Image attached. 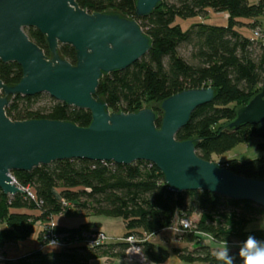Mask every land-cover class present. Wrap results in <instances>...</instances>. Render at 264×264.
<instances>
[{
  "label": "trees",
  "instance_id": "trees-1",
  "mask_svg": "<svg viewBox=\"0 0 264 264\" xmlns=\"http://www.w3.org/2000/svg\"><path fill=\"white\" fill-rule=\"evenodd\" d=\"M87 12L117 10L138 21L152 41L151 49L124 70L103 75L96 88L111 112H136L148 104L160 103L165 98L185 89L214 87L211 102L197 107L190 120L177 131L178 141L195 135L199 144L196 155L213 162L214 157L230 152L239 144L253 138L262 155L252 161L224 160L219 166L231 173L253 180H264V121L228 129L236 109L245 105L259 92L264 82V41L242 34L237 28L248 27L251 32L262 27L264 0H161L148 16L135 13L136 0H76ZM212 9L227 13L226 25L194 23L183 30L176 18L203 16ZM24 31L50 57L45 36L36 28ZM186 47L188 56L179 53ZM59 52L70 62H76L75 50L63 44ZM22 77L21 67L15 62L0 60V78L17 82ZM43 93L33 96L15 95L5 107L11 119H71L83 127L89 125L91 112L55 101L47 107L37 106ZM156 125L161 123V110L156 107ZM23 194L6 196L0 190V248L6 242L25 244L34 233V226L42 222L37 238L43 242L44 229L53 224L58 235L73 236L83 230H97L87 223L75 228L56 226L53 216L74 209L80 216L119 218L125 233L142 241L140 247L150 264L167 260L169 252L147 241L148 237L170 229L177 220H198L179 239L195 244L193 250L173 249L185 264H243L240 250L248 237L264 244L263 230H247L253 222L264 223V209L249 201H233L205 191L174 193L164 183L159 170L151 163L137 161L131 165L86 160L57 161L33 171L11 172ZM30 193L32 196H30ZM229 246L225 259H217L202 241ZM202 243V244H201ZM37 246V247H38ZM26 252L7 258L0 264H90L102 253L112 258L125 257L127 245L120 243L89 249L84 246L66 249Z\"/></svg>",
  "mask_w": 264,
  "mask_h": 264
},
{
  "label": "water",
  "instance_id": "water-1",
  "mask_svg": "<svg viewBox=\"0 0 264 264\" xmlns=\"http://www.w3.org/2000/svg\"><path fill=\"white\" fill-rule=\"evenodd\" d=\"M161 0H136L135 13L148 16ZM45 36L49 57L24 28ZM74 48L70 63L59 46ZM152 41L138 21L117 10L87 12L76 0H0V60L15 62L22 77L0 78V190L6 196L25 193L11 172L29 173L57 161L86 160L128 166L153 164L174 193L205 191L264 209V180L235 175L196 155L195 135L178 141L175 134L192 112L214 100V87L185 89L162 100L161 123L145 107L111 112L96 97L105 74L121 71L143 57ZM47 93L55 100L91 112L89 125L71 119H11L5 111L15 95ZM264 121V82L245 105L236 109L228 129Z\"/></svg>",
  "mask_w": 264,
  "mask_h": 264
},
{
  "label": "rangeland",
  "instance_id": "rangeland-1",
  "mask_svg": "<svg viewBox=\"0 0 264 264\" xmlns=\"http://www.w3.org/2000/svg\"><path fill=\"white\" fill-rule=\"evenodd\" d=\"M176 20H177V23L180 24L183 30L188 29L194 23H205V24H210V25H226L227 23V17L225 16L224 13L215 12L212 9H209L208 13L203 16H194V17H189V18H176ZM261 23H262L261 24L262 27H264V17L261 18ZM237 29L245 36L251 37V32L248 27L244 28V27L239 26ZM179 53L182 56L189 55L188 49L184 46L179 48ZM43 94L44 96L39 98L37 106L47 107L54 103L53 101L54 98L50 97L47 93H43ZM158 105L159 103H156V104L150 103L146 107L156 108L158 107ZM260 142L261 141L258 138H253L247 144H239L236 147H234L230 152L225 153L219 157H214L213 162L217 164H221L224 162V160H228V159H237L240 162L252 161L254 159H257L262 155V153L258 151L257 149V145ZM24 190L27 191V189H24ZM197 219H198L197 215H194L193 217H191L192 222H195ZM87 220L88 219L81 218V216L74 209H68L63 214L53 216L52 222L58 227L72 228V227H79L81 223ZM110 221H112V226H110L109 228L110 232H117L119 235H122L121 233H122L123 227L121 224V220L119 218H113V220L110 219ZM42 229H43L42 222H37L34 226L33 235L31 236L29 241L25 244L18 245L12 242H6L5 245L2 248H0V262H3L7 258L14 259L16 257H19L25 254L26 252L33 250V246L37 245L36 244L37 238ZM257 229L263 230L264 223L263 222H253L247 228V230H257ZM203 243L207 244L212 250L219 251L221 249H224L228 251L231 249V247L229 246H221V245L215 244L208 240L204 241ZM49 250H53V248H49ZM90 264H92V261L90 262Z\"/></svg>",
  "mask_w": 264,
  "mask_h": 264
},
{
  "label": "built area",
  "instance_id": "built-area-1",
  "mask_svg": "<svg viewBox=\"0 0 264 264\" xmlns=\"http://www.w3.org/2000/svg\"><path fill=\"white\" fill-rule=\"evenodd\" d=\"M252 33L255 38L264 41V29L257 27L252 31ZM28 194L32 196L30 193ZM53 227V224H51L49 227L44 229L45 236L43 237V242L38 247L40 250H45L47 248L66 249L79 246H84L89 249H98L103 246L123 243L127 245L125 257L123 258L127 264H150L145 258L140 247V243L142 241L138 240L136 237L128 236L126 238L113 239L100 230H83L73 236L58 235L54 232ZM191 227L192 221L184 218L177 220L170 230L180 236ZM53 240L58 241L59 246L55 247L54 242H52Z\"/></svg>",
  "mask_w": 264,
  "mask_h": 264
},
{
  "label": "crops",
  "instance_id": "crops-1",
  "mask_svg": "<svg viewBox=\"0 0 264 264\" xmlns=\"http://www.w3.org/2000/svg\"><path fill=\"white\" fill-rule=\"evenodd\" d=\"M224 14L227 17V13H224ZM250 32H251V29H250ZM251 37H252V32H251ZM81 218L88 219L87 221H84L83 223H81V225L92 223L97 226L95 229L103 231L110 238H113V239L123 238L125 229H124V224L121 219L120 220H121L123 230L121 233L122 235H119L117 232H110L109 228L110 226H112V221H110V219L113 220V218H108L104 216H89V217L81 216ZM72 228H75V227H72ZM147 241L153 244L154 246L169 252V257L167 258V260L159 264H185L184 262L180 261L174 254H172V250L173 249L193 250L196 247L195 244L186 243L180 240L179 236L175 234L174 232H172L170 229H165L157 235L148 237ZM202 242H204V240ZM37 245L33 246V250L37 249ZM258 246L264 247V244H258ZM91 261H92V264H127L123 258L122 259L112 258L109 255H106L105 253L100 254L99 256L92 259Z\"/></svg>",
  "mask_w": 264,
  "mask_h": 264
},
{
  "label": "clouds",
  "instance_id": "clouds-1",
  "mask_svg": "<svg viewBox=\"0 0 264 264\" xmlns=\"http://www.w3.org/2000/svg\"><path fill=\"white\" fill-rule=\"evenodd\" d=\"M55 247L59 246V242L53 240ZM226 250L221 249L216 252L217 259H225ZM240 256L243 258V264H264V247H259L257 241L251 236L244 242V246L240 250ZM225 264H232L231 259H227Z\"/></svg>",
  "mask_w": 264,
  "mask_h": 264
}]
</instances>
